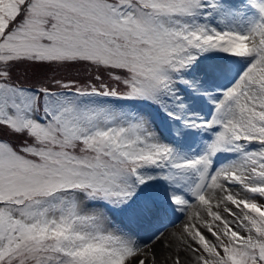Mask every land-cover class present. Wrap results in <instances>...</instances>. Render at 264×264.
I'll list each match as a JSON object with an SVG mask.
<instances>
[{"label":"snow or ice","instance_id":"obj_1","mask_svg":"<svg viewBox=\"0 0 264 264\" xmlns=\"http://www.w3.org/2000/svg\"><path fill=\"white\" fill-rule=\"evenodd\" d=\"M0 264H264V0H0Z\"/></svg>","mask_w":264,"mask_h":264},{"label":"bare ground","instance_id":"obj_2","mask_svg":"<svg viewBox=\"0 0 264 264\" xmlns=\"http://www.w3.org/2000/svg\"><path fill=\"white\" fill-rule=\"evenodd\" d=\"M177 216L179 217V214H177ZM173 220H174L173 223L175 222V226L170 232L169 231L164 232L165 236H168L169 233L178 231L180 229V227L182 226L183 222H184V217H179V218L174 217ZM148 238H149V236H145L144 239H143L144 242H147Z\"/></svg>","mask_w":264,"mask_h":264},{"label":"rangeland","instance_id":"obj_3","mask_svg":"<svg viewBox=\"0 0 264 264\" xmlns=\"http://www.w3.org/2000/svg\"><path fill=\"white\" fill-rule=\"evenodd\" d=\"M173 219H174V217H173ZM173 221H174V220H173ZM174 226H175V222H174V223H170V224H166V225H165L166 228L161 229V230H163L164 232H167V231L170 232V231L174 228ZM145 236H150V233H143V232H142V233H141V238L144 239Z\"/></svg>","mask_w":264,"mask_h":264}]
</instances>
